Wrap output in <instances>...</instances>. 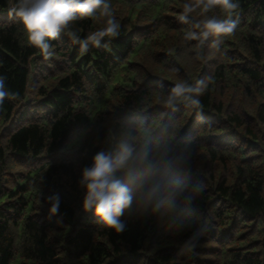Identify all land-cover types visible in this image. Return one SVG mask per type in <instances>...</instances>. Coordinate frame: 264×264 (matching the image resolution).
I'll use <instances>...</instances> for the list:
<instances>
[{
  "label": "trees",
  "instance_id": "trees-1",
  "mask_svg": "<svg viewBox=\"0 0 264 264\" xmlns=\"http://www.w3.org/2000/svg\"><path fill=\"white\" fill-rule=\"evenodd\" d=\"M184 2L110 0L117 37L81 54L61 35L45 57L8 14L13 0H0V75L17 94L0 106V264H264V0H238L219 50L216 37L186 38L204 17L181 23ZM208 15L226 18L219 6ZM103 26L75 25L82 38ZM201 80L199 109L164 106L177 82ZM126 122L191 142L205 188L185 232L133 215L114 233L81 210L80 169Z\"/></svg>",
  "mask_w": 264,
  "mask_h": 264
},
{
  "label": "clouds",
  "instance_id": "clouds-1",
  "mask_svg": "<svg viewBox=\"0 0 264 264\" xmlns=\"http://www.w3.org/2000/svg\"><path fill=\"white\" fill-rule=\"evenodd\" d=\"M219 6L226 18L209 16ZM238 0H185L178 19L191 23L192 13L199 9L204 19L195 23L196 31L187 39L207 40L216 37L213 47L219 50L223 37L234 33L238 19L233 18ZM8 14L20 26L27 43L43 56L52 55L53 41L61 35L75 45L81 54L90 46L100 47L105 37L115 38L120 23L113 15L110 0H13ZM103 18L104 26L82 38L76 22ZM206 87L196 83L177 82L163 99V104L175 110L179 105L199 109V96ZM0 75V106L15 98ZM174 129H162L159 134L142 122H126L120 136L106 149L96 151L90 163L80 169L77 187L82 191L81 210L91 212L93 223L114 233L123 232L127 216L154 218L169 231L182 233L191 227L196 198L205 184L192 175V144L174 140ZM48 214L59 211L58 194L46 197ZM204 229L192 232L184 241L188 250L195 248Z\"/></svg>",
  "mask_w": 264,
  "mask_h": 264
}]
</instances>
